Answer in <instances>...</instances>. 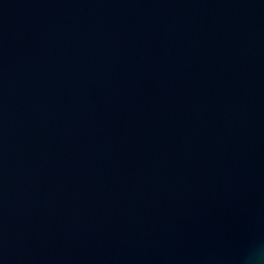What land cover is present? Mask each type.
Returning a JSON list of instances; mask_svg holds the SVG:
<instances>
[{"label":"water","instance_id":"1","mask_svg":"<svg viewBox=\"0 0 264 264\" xmlns=\"http://www.w3.org/2000/svg\"><path fill=\"white\" fill-rule=\"evenodd\" d=\"M264 0H0V264H253Z\"/></svg>","mask_w":264,"mask_h":264},{"label":"clouds","instance_id":"2","mask_svg":"<svg viewBox=\"0 0 264 264\" xmlns=\"http://www.w3.org/2000/svg\"><path fill=\"white\" fill-rule=\"evenodd\" d=\"M249 259L253 264H264V249L254 248L249 254Z\"/></svg>","mask_w":264,"mask_h":264}]
</instances>
